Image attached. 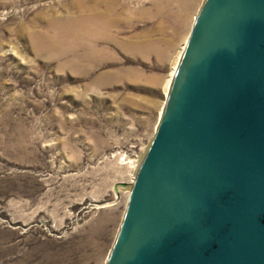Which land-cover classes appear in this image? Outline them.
<instances>
[{"label":"rangeland","instance_id":"rangeland-1","mask_svg":"<svg viewBox=\"0 0 264 264\" xmlns=\"http://www.w3.org/2000/svg\"><path fill=\"white\" fill-rule=\"evenodd\" d=\"M86 1L0 0V264H107L207 3Z\"/></svg>","mask_w":264,"mask_h":264},{"label":"water","instance_id":"water-1","mask_svg":"<svg viewBox=\"0 0 264 264\" xmlns=\"http://www.w3.org/2000/svg\"><path fill=\"white\" fill-rule=\"evenodd\" d=\"M107 264H264V0H207Z\"/></svg>","mask_w":264,"mask_h":264},{"label":"bare ground","instance_id":"bare-ground-1","mask_svg":"<svg viewBox=\"0 0 264 264\" xmlns=\"http://www.w3.org/2000/svg\"><path fill=\"white\" fill-rule=\"evenodd\" d=\"M87 1L86 0H80V2L78 3V12L80 13V16L81 15H85L87 14V18L88 20H91V24L94 20H96L98 17H100V13L98 11V9L94 6H90L86 3ZM114 15V10L113 8L109 7L107 8L106 10V14L105 13H102V19H105L106 21H108L107 19L108 18H112V19H116V17L113 16ZM114 17V18H113ZM80 18V17H79ZM118 20V19H117ZM116 20V21H117ZM94 23V22H93ZM109 23V22H108ZM186 47H182L181 51L179 52V55L177 57V63L175 64L174 68H173V71L170 75V79L168 80L167 84H166V95H169L171 90H172V86H173V83H174V80H175V77H176V74L178 72V69L180 67V64L179 62H182V59L184 57V54H185V51H186ZM144 161V159H143ZM142 161V162H143ZM140 167L138 168L137 170V176H138V173H139V170H140ZM131 188V187H130ZM133 189V188H132Z\"/></svg>","mask_w":264,"mask_h":264}]
</instances>
